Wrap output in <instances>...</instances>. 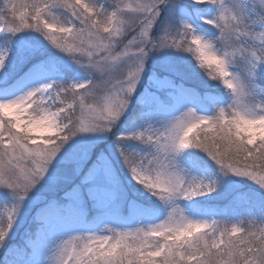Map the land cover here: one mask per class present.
Segmentation results:
<instances>
[{
	"label": "snow or ice",
	"instance_id": "1",
	"mask_svg": "<svg viewBox=\"0 0 264 264\" xmlns=\"http://www.w3.org/2000/svg\"><path fill=\"white\" fill-rule=\"evenodd\" d=\"M168 3L112 0L111 6H105L100 0H2L0 32H40L99 77L71 85L53 81L0 101V189L14 201L0 209V248L6 246L26 200L30 198L33 206L40 204L48 192L67 181L69 171L79 173L87 153L66 154L54 171L50 167L72 137L111 130L128 108L149 53L160 47L195 54L199 67L210 69L207 75L221 81L234 100L213 116L189 109L163 129L149 127L133 133L156 149L150 157L121 149L133 178L166 203L214 192L215 182L188 180L176 166L177 154L196 148L207 153L225 175L248 177L264 187V100L256 103L254 94L259 87L256 70L264 65V30L257 31L255 25L264 24V12L259 20H252L245 7L234 9L225 0H193L189 7L210 4L219 9L215 18L205 22L219 29L221 51L186 22L182 30L166 33L158 43L152 30L161 5ZM182 6V0H175L174 8ZM58 7L72 19L56 15ZM6 58L0 55V70ZM238 58L245 63L247 79L229 70ZM98 167L94 165L90 175ZM88 194L93 195V189ZM66 195L69 203L78 196L82 201L79 186ZM55 207V201H48L33 218L41 233L57 222ZM50 260L52 264H264V227H221L215 220L190 219L177 206L158 224L71 236L57 245Z\"/></svg>",
	"mask_w": 264,
	"mask_h": 264
},
{
	"label": "rangeland",
	"instance_id": "2",
	"mask_svg": "<svg viewBox=\"0 0 264 264\" xmlns=\"http://www.w3.org/2000/svg\"><path fill=\"white\" fill-rule=\"evenodd\" d=\"M100 2L105 6L112 4V0ZM120 2L128 4L135 0ZM174 2L169 0L168 4L161 5L160 19L152 30L156 41L159 43L165 37L160 34V30L175 35L186 22L193 26L198 35L222 51L224 46L219 39V29L205 22V18L218 15L217 6L209 4L193 8L189 7L193 0H182L183 6L174 8ZM225 2L232 8L245 7L247 13L254 15L257 20L264 12V0ZM54 12H59L58 16L65 21L72 19L62 7L54 9ZM165 23L176 31L171 32ZM256 25L261 31L264 30V24ZM24 33L25 30L16 34L0 32V55L7 57L4 69L0 70V101L16 99L33 88L53 81L71 85L98 79V73L77 64L42 33L35 30L30 32V36ZM44 44L53 46L59 58L34 62L42 57L38 55L45 54ZM12 66L16 67L13 69ZM260 69L261 66L256 70V84ZM203 70L207 73L210 71L199 67L197 56L193 53L174 47L153 49L146 59L141 81L129 97L127 110L111 130L79 133L65 144L50 171L56 169L66 154L79 156L87 153L79 173L69 171L67 181L55 191L48 192L47 199L40 204L33 206L30 198L25 201L6 246L0 248V264H52L50 257L62 240L74 235L107 234L109 228L130 230L158 224L167 219L172 208L177 206L190 219L215 220L221 227H264V187L248 177L231 173L225 175L220 166L202 150L193 152V148L184 149L175 156V163L188 180L215 182V191L199 196L197 201H193V197L178 198L167 203L133 178L121 155V149L129 154L148 157L156 151L152 145L135 139L132 135L135 132L149 127L163 129L189 109L198 115L213 116L220 107L233 103L232 92L221 81L211 80L203 74ZM229 70L242 79L248 78L247 71L243 73L234 61ZM31 75L36 77L28 79ZM198 131L194 130L190 135ZM98 164L97 171L90 175V170ZM77 186L83 194L82 201L78 196L73 198V203H69L70 198L66 193ZM90 188L93 189V195L88 194ZM4 191L0 189V209L14 203L10 195L3 194ZM48 201L57 203L53 209V217L57 222L41 233L39 224L33 218Z\"/></svg>",
	"mask_w": 264,
	"mask_h": 264
},
{
	"label": "trees",
	"instance_id": "3",
	"mask_svg": "<svg viewBox=\"0 0 264 264\" xmlns=\"http://www.w3.org/2000/svg\"><path fill=\"white\" fill-rule=\"evenodd\" d=\"M20 2L28 3V2H31V0H20ZM236 8H237V7H236ZM62 9H64V8H62ZM234 9H235V7H234ZM64 11L67 12V10H65V9H64ZM55 14H56V15H59L60 13L57 12V13H55ZM67 15H68V17L72 18L69 12H67ZM67 15H66V14H63V16H66V17H67ZM247 15H248L249 17H251L252 20H257V18H255L254 15H251L250 13H247ZM249 23H251V20H249ZM167 25H168V24L165 23V27H168V28L171 30V32H173V31L175 30V29L173 30V28H171V27H169V26H167ZM255 28H256L257 31H261V29L259 28L258 25H255ZM31 31H32L31 29L25 30L26 33H24V35H26V36H30V32H31ZM175 31H176V30H175ZM176 32H177V31H176ZM160 34H161V35H166V34L164 33L163 30H160ZM249 43L251 44L252 41L249 40ZM223 46H224V45H223ZM43 49L45 50V54L38 55V56H42V57H41V58H38L37 60H34V62H37V61H40V60H46V59H48V58H55V57L59 58V57H58V54H57V52H56V50H55V48H54L53 46H50L49 44H44ZM17 56H19V55H17ZM18 61H19V58H17V62H18ZM17 62H16V64H17ZM234 62H235V64L237 65V67H238L243 73L246 72L245 63H244V61H243L241 58H238V59L234 60ZM12 67H13V69H14L16 66H12ZM11 69H12V68H11ZM203 74L207 75V71H206V70H203ZM207 76H208V75H207ZM69 78H70V77H69ZM69 78H68V79H69ZM257 85H259V87L256 88V89L254 90V94H255V102H256V103H259L261 100H264V92H262V89H264V65H261V69H260V78H259V81H258ZM227 97H228V95H227ZM146 145H148V144H146ZM197 151H198V149L193 148V152H197ZM198 198H199V196L195 197V198L193 199V201H197Z\"/></svg>",
	"mask_w": 264,
	"mask_h": 264
},
{
	"label": "bare ground",
	"instance_id": "4",
	"mask_svg": "<svg viewBox=\"0 0 264 264\" xmlns=\"http://www.w3.org/2000/svg\"><path fill=\"white\" fill-rule=\"evenodd\" d=\"M32 76V77H31ZM30 77H28V79H33V77L35 78L36 76L35 75H31ZM27 79V80H28Z\"/></svg>",
	"mask_w": 264,
	"mask_h": 264
}]
</instances>
